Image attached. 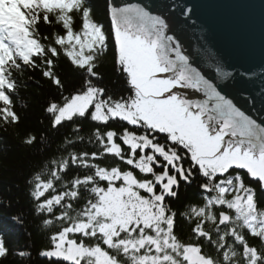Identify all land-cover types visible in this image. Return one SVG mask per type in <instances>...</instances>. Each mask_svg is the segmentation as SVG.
I'll list each match as a JSON object with an SVG mask.
<instances>
[{"label": "snow or ice", "instance_id": "1", "mask_svg": "<svg viewBox=\"0 0 264 264\" xmlns=\"http://www.w3.org/2000/svg\"><path fill=\"white\" fill-rule=\"evenodd\" d=\"M103 14L107 28L96 0H0V128L19 122L12 97L25 74L39 72L56 93L48 129L24 141L50 138L25 183L42 225L57 228L39 255L49 264H264V68L237 73L206 31L185 45L143 0H103ZM180 15L197 27L191 8ZM41 24L60 30L44 35ZM110 42L117 90L100 71ZM61 61L78 84L64 81ZM237 78L253 85L243 107L230 91ZM193 183L196 202L174 210ZM9 220L22 227V217ZM9 255L0 233V264Z\"/></svg>", "mask_w": 264, "mask_h": 264}, {"label": "trees", "instance_id": "2", "mask_svg": "<svg viewBox=\"0 0 264 264\" xmlns=\"http://www.w3.org/2000/svg\"><path fill=\"white\" fill-rule=\"evenodd\" d=\"M96 13L97 19L104 21L107 28L109 25L103 14V0H96ZM79 26L80 21L77 18L76 30ZM39 30L47 35L60 29L59 26L52 28L41 24ZM111 47L110 42L108 50L102 57L103 67L100 71L105 73L104 83L117 90L120 83L112 70ZM57 71L61 73L66 83L78 84V77L68 64L61 61ZM20 79L23 82L19 84L12 97L14 110L20 117L19 122L7 126L6 131L0 128V205L6 208V211L0 209V233L3 234L6 246L12 251V255H9L3 264H49L39 253L49 245V236L57 228L53 226L45 228L42 225L43 217H37L33 205L25 195V183L31 175L41 171L44 156L50 155L44 152L50 138L45 137L43 143H37L32 147L26 146L24 141L29 135H35L39 140L48 129V118L44 108L46 102L56 93L54 87L42 78L39 72L27 73ZM196 194L195 183L191 186L182 185L180 198L173 203V209L184 211L187 202H196ZM10 215L22 217V227L10 223ZM20 251L25 253L23 257L16 254Z\"/></svg>", "mask_w": 264, "mask_h": 264}, {"label": "water", "instance_id": "3", "mask_svg": "<svg viewBox=\"0 0 264 264\" xmlns=\"http://www.w3.org/2000/svg\"><path fill=\"white\" fill-rule=\"evenodd\" d=\"M153 12L167 14L173 31L185 45L196 46V36L206 31L211 46L237 73L256 72L264 68V0H143ZM175 11L169 13L170 6ZM192 9L196 28L187 27L180 13ZM207 67V65H205ZM258 83V81H257ZM253 85L237 78L230 89L241 103L242 91H251Z\"/></svg>", "mask_w": 264, "mask_h": 264}]
</instances>
